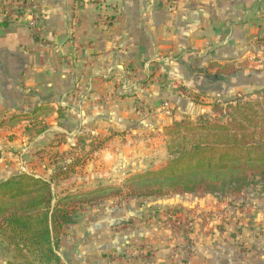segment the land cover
<instances>
[{
	"label": "crops",
	"instance_id": "crops-1",
	"mask_svg": "<svg viewBox=\"0 0 264 264\" xmlns=\"http://www.w3.org/2000/svg\"><path fill=\"white\" fill-rule=\"evenodd\" d=\"M36 1L38 36L28 15L3 25L0 12V179L22 168L49 179L56 151L80 136L124 131L85 165L71 191L151 170L136 136L143 108L170 101L174 116L153 120L161 129L205 113L211 105L175 94L174 83L214 93L210 63L247 61L264 34V0H177L173 12L165 0H106L104 8L90 0ZM18 114L26 116L9 122ZM233 199H110L71 219L61 236L62 264H264V188Z\"/></svg>",
	"mask_w": 264,
	"mask_h": 264
},
{
	"label": "trees",
	"instance_id": "trees-1",
	"mask_svg": "<svg viewBox=\"0 0 264 264\" xmlns=\"http://www.w3.org/2000/svg\"><path fill=\"white\" fill-rule=\"evenodd\" d=\"M8 19L2 24L8 25ZM209 69L216 70L207 73L213 81H224L234 72L229 65L215 62ZM214 107L210 117L182 120L168 128L173 158L167 167L133 175L121 187L59 198L51 181L43 177L20 173L0 179V246L6 264H62L60 241L71 219L123 192L138 198L173 193L239 197L256 184L264 188V88L226 96ZM24 116L18 114L9 122Z\"/></svg>",
	"mask_w": 264,
	"mask_h": 264
},
{
	"label": "rangeland",
	"instance_id": "rangeland-1",
	"mask_svg": "<svg viewBox=\"0 0 264 264\" xmlns=\"http://www.w3.org/2000/svg\"><path fill=\"white\" fill-rule=\"evenodd\" d=\"M95 5H98L99 7L104 8L106 0H90ZM175 1L177 0H165L167 3V7L172 12L176 10L175 7ZM36 0H0V12L3 16L4 20L7 16H11V19L18 18L22 16L28 15V27H30V22L33 19H36L40 25V14H36L34 5H37ZM34 7V8H33ZM26 10L25 14L22 16L19 15V11ZM120 12L117 11L115 14L112 15L110 20L113 23L118 16ZM119 17V16H118ZM9 18V17H7ZM3 20V21H4ZM256 46L258 49V52L249 58L247 61L235 65V64H227L234 72L230 75L225 76L224 81H210V87L208 90L214 91V93L211 92H202V93H196L191 92L189 89H185L181 84L174 83V90L176 91L175 94H178L182 97L191 98L193 101H195L197 104L201 105V108L205 106L207 103L208 107L207 109L203 107V110H205L203 114L200 116H212L214 115V104L220 100L224 99V97H234L238 93L248 94L251 92H255L258 90H262L264 88V34L255 40ZM223 65V66H227ZM211 74H214L216 70H209ZM165 103V104H164ZM168 103V104H167ZM143 108V107H142ZM157 108V106H156ZM173 107L171 106V103L169 100L164 101L160 106H158L157 109H144L142 112L143 116V129L142 131L136 135L138 139H142V143L145 147V150L142 151V153L147 154V163H150L152 165L151 170H146L143 173L147 171H156L163 169L167 167L173 158L172 155L169 154V135L167 133L168 128L172 127L175 122H181L182 120H186L187 122H194L198 117H192L191 115H185L184 118L177 119L174 121V123L169 126L165 127L163 129L158 128L155 123H153V120L158 115H165V116H174ZM124 131L120 132H111L109 135H97L91 137V141L86 136H80L78 144L76 146H73L72 148L66 149L65 151H56L53 159L49 158L51 160L49 163L52 165L51 167V176L48 178H44L46 180L51 181V186L55 194L60 198L66 194H76L79 192H87L91 191L93 189H83L80 188L76 191L72 190V185H74L77 181L83 182L84 178V167L91 161L97 153L100 152V150H105L110 147L109 139L110 137H113L114 135H122ZM131 136V133H128L127 136ZM133 136V135H132ZM132 138H135L132 137ZM136 139V138H135ZM101 167L102 164H100ZM95 168L97 166L95 165ZM22 173L26 171V169L22 168ZM94 172V170H93ZM142 174V173H136L133 175ZM94 175H97L95 173ZM131 175V176H133ZM129 176V177H131ZM11 177V176H10ZM128 177V178H129ZM9 178V177H8ZM96 178V176L90 177V179ZM126 178V179H128ZM7 179V178H5ZM122 181L121 183L117 184H111L108 185H101L97 188L105 187V186H117L121 187L123 183L126 181ZM89 180V179H88ZM83 184V183H81ZM259 187H263L262 184H256L247 190L244 191V193L241 195L243 196L246 192L250 191L251 189H256ZM58 188L62 191L63 188H66L68 191L63 194L61 191L58 190ZM94 188V189H97ZM122 196H129L126 192H123V194L119 196H111L108 199H106L104 202H107L110 199L119 198ZM239 196V197H241ZM233 197V201L237 200L239 197H235L230 194H221V196L216 197L219 199L224 198H230ZM102 202V203H104ZM102 203H94L91 207L87 208L84 213L89 210L90 208H96L100 206ZM83 213V215H84ZM82 215V216H83Z\"/></svg>",
	"mask_w": 264,
	"mask_h": 264
},
{
	"label": "built area",
	"instance_id": "built-area-1",
	"mask_svg": "<svg viewBox=\"0 0 264 264\" xmlns=\"http://www.w3.org/2000/svg\"><path fill=\"white\" fill-rule=\"evenodd\" d=\"M7 17L11 18V16H7ZM29 24H30L29 30H30L31 34L38 36L40 34V31H41V28H40L38 21L36 19H33V20H31V22ZM190 248H191L190 245H188V249H190ZM128 260L130 262H133L135 260L134 255H130L128 257Z\"/></svg>",
	"mask_w": 264,
	"mask_h": 264
}]
</instances>
